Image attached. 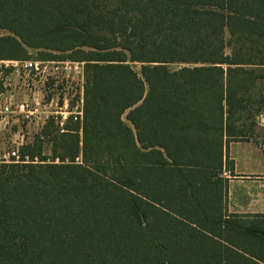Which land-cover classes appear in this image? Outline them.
<instances>
[{"label":"trees","instance_id":"trees-1","mask_svg":"<svg viewBox=\"0 0 264 264\" xmlns=\"http://www.w3.org/2000/svg\"><path fill=\"white\" fill-rule=\"evenodd\" d=\"M0 29L2 60L83 62L81 120L0 163V264H264V213L226 197L264 111V0H0Z\"/></svg>","mask_w":264,"mask_h":264},{"label":"built area","instance_id":"built-area-1","mask_svg":"<svg viewBox=\"0 0 264 264\" xmlns=\"http://www.w3.org/2000/svg\"><path fill=\"white\" fill-rule=\"evenodd\" d=\"M4 68H11L12 71L22 76V86L33 95L43 92L42 87L49 79H60L64 82L75 81L78 89L70 94L63 93L61 102L58 98L54 101L50 98L45 101L33 96L31 100L16 101L12 95L3 98L4 92L0 93V131L4 130L11 120L17 117L33 121L42 126L48 119L52 118L64 131V124L68 119L73 121L81 120L83 114V62L71 60H2L0 59V72ZM7 81L4 80L6 87ZM22 143V142H21ZM0 152V163H7L18 160V146Z\"/></svg>","mask_w":264,"mask_h":264},{"label":"crops","instance_id":"crops-1","mask_svg":"<svg viewBox=\"0 0 264 264\" xmlns=\"http://www.w3.org/2000/svg\"><path fill=\"white\" fill-rule=\"evenodd\" d=\"M227 152L234 164L232 175L226 173L228 212L264 213V143L257 137L255 141H231Z\"/></svg>","mask_w":264,"mask_h":264},{"label":"rangeland","instance_id":"rangeland-1","mask_svg":"<svg viewBox=\"0 0 264 264\" xmlns=\"http://www.w3.org/2000/svg\"><path fill=\"white\" fill-rule=\"evenodd\" d=\"M0 33H5V31L0 29ZM226 52L228 53L229 50L226 49ZM30 55V58L32 59L39 57L38 52L35 50H31ZM170 67L174 69L177 67V65L172 64ZM5 80L7 81V84L5 87V92L2 95L3 98L7 95H12V98L16 101H21L24 99L31 100L34 96L37 99L43 98L45 101H48L50 98L55 101L58 98V100L61 102L63 93H67V95L70 96L72 92L78 89L75 81L67 83L63 80H60L59 78L56 80L49 79L42 87H39L43 92L33 95L31 92L23 88L21 74H17L15 72H6ZM256 120L257 126L254 132L255 136L259 142L264 143V111L256 117ZM40 127V125L35 124L33 121L26 120L21 117L11 120L6 128L0 131V152L10 150L24 140L30 139L31 135L37 132ZM45 153H48L47 146H45Z\"/></svg>","mask_w":264,"mask_h":264}]
</instances>
